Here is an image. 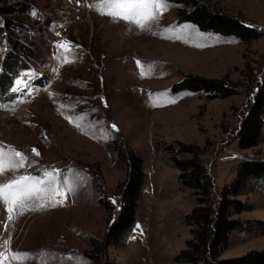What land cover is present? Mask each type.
<instances>
[{
  "label": "rangeland",
  "instance_id": "obj_1",
  "mask_svg": "<svg viewBox=\"0 0 264 264\" xmlns=\"http://www.w3.org/2000/svg\"><path fill=\"white\" fill-rule=\"evenodd\" d=\"M103 2L0 0V72L14 58L28 68L17 78L19 96L0 103V148L21 151L30 161L0 173V184L55 171L72 189L56 198L60 203L40 208L41 201H32V210H16L12 221L0 201L3 264H179L174 259L190 239L184 218L194 198L177 181L170 147L182 142L203 149L212 205L240 163L264 160V132L248 150L237 138L264 77V0H200L262 33L248 43L178 23L177 6L168 1L144 28L101 14ZM61 44L68 50L58 49ZM21 45L38 59L29 60ZM187 74L227 77L237 93L215 100L203 92L172 93ZM37 80L42 86L33 85ZM116 142L142 159L145 184L131 232L95 262L85 253L103 241L116 214L99 199L118 211V189L127 176L113 151ZM238 199L249 209L232 218L246 227L229 236L219 259L264 251V184H248ZM14 253L26 255L13 259Z\"/></svg>",
  "mask_w": 264,
  "mask_h": 264
},
{
  "label": "trees",
  "instance_id": "obj_2",
  "mask_svg": "<svg viewBox=\"0 0 264 264\" xmlns=\"http://www.w3.org/2000/svg\"><path fill=\"white\" fill-rule=\"evenodd\" d=\"M177 6L178 23H189L203 33H214L222 37H233L242 43L258 39L262 33L251 27L243 19L212 10L200 0H167ZM26 8H21L22 13ZM6 31V30H5ZM20 51L29 60L38 59L29 55L26 46L21 45ZM30 53V52H29ZM26 62L14 58L11 63H3L0 72V103H11L17 96L10 92L14 80L19 77L20 70H27ZM42 81L34 82L35 87L42 86ZM236 86L225 79H210L187 74L174 84L172 93L203 92L208 100L226 99L237 93ZM264 77L253 101L244 117L237 134L238 146L248 150L258 145L264 132ZM113 151L118 160L125 164L127 176L118 189L120 207L116 211L107 198H100L99 203L115 217L109 221V228L102 242L96 243L90 252L85 253L89 260L99 262L105 255L109 245L123 241L131 232L137 220L138 200L145 184L142 159L124 144H113ZM174 168L178 171L177 181L187 188L194 198V207L185 215L184 223L190 228V239L185 242V249L175 257L179 264H264V251H251L242 256L219 259L228 243L229 236L234 232L245 230V224L233 219L249 209V206L238 199L251 183L264 184V160L249 159L239 164L235 179L223 187L217 205L210 201V190L213 179L208 172L202 156L203 149L196 145L175 143L166 152ZM104 264H112L104 261Z\"/></svg>",
  "mask_w": 264,
  "mask_h": 264
},
{
  "label": "snow or ice",
  "instance_id": "obj_3",
  "mask_svg": "<svg viewBox=\"0 0 264 264\" xmlns=\"http://www.w3.org/2000/svg\"><path fill=\"white\" fill-rule=\"evenodd\" d=\"M105 7L108 9L107 12L103 11ZM166 7L167 0H104L102 4L98 5L101 14L109 15L113 19H122L141 28L155 20L158 13ZM57 47L58 49L64 48L65 51L68 50L65 44ZM137 66L141 67L139 61H137ZM15 84L16 87L12 91H21L22 81L17 79ZM69 122L71 123L72 120L69 119ZM33 153L38 155L35 149H33ZM29 164L30 161L21 151L12 148L5 151L0 148V173H4L6 170L23 169ZM59 175L55 171H45L42 177L20 175L17 179L0 184V201L6 206L8 220L12 221L15 218L16 210H19L20 214L24 210H32V201H41L40 208L45 207L47 203L62 202L56 198L72 191V189L68 186L67 180L63 184L59 183ZM4 244L7 245L8 241H4ZM21 255L26 254L14 253L12 258L17 259ZM0 264H3V253H0Z\"/></svg>",
  "mask_w": 264,
  "mask_h": 264
}]
</instances>
